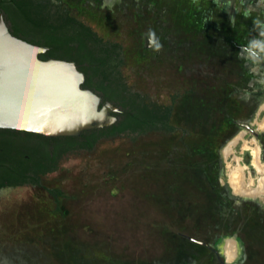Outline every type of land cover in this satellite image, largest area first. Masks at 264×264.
I'll return each instance as SVG.
<instances>
[{
  "label": "rangeland",
  "instance_id": "1",
  "mask_svg": "<svg viewBox=\"0 0 264 264\" xmlns=\"http://www.w3.org/2000/svg\"><path fill=\"white\" fill-rule=\"evenodd\" d=\"M71 9L104 41L123 45L122 71L130 86L163 103L178 94L173 122L192 129L185 140L193 147L189 151L181 131L157 129L70 149L44 184L0 193L1 251L17 264H216L186 235L239 231L247 253L241 264H264L258 202L233 192L227 174L232 156L223 153L242 130L264 147L258 125L264 80H246L232 40L212 38L197 21L160 23L134 11L106 16L88 3ZM172 13L180 16L177 8ZM145 30L157 35L156 48L144 47ZM234 119L252 122L255 131ZM219 126L221 136L208 147L206 136ZM235 148L256 177L249 149L242 140ZM51 188L61 190L58 198ZM31 199L37 206L21 211ZM235 242L239 255L244 251Z\"/></svg>",
  "mask_w": 264,
  "mask_h": 264
},
{
  "label": "flooded vegetation",
  "instance_id": "2",
  "mask_svg": "<svg viewBox=\"0 0 264 264\" xmlns=\"http://www.w3.org/2000/svg\"><path fill=\"white\" fill-rule=\"evenodd\" d=\"M85 3L100 15L115 16L120 12L134 11L138 14H152L154 16L150 19L160 23L177 19L184 21L183 24L197 21L207 25L212 38L216 36L226 41L232 40L235 49L243 56L246 80L255 78L258 83L264 80V53H260L258 60H253L243 51L253 39L264 40L261 35L264 32V0H0V15L5 18L11 31H17L28 38L43 40L68 34L72 27H87L93 36L107 39L85 17L71 9V6L81 9ZM25 8L29 9L31 17L27 16ZM173 8H177L180 15L178 18L173 15ZM58 22L63 26L56 30L55 24ZM143 36L145 48L153 49L158 46L159 39L151 30H145ZM110 42L121 45L119 42ZM234 122L244 125V122L250 121L234 119ZM56 136L60 135L50 136L24 129L0 127V193L24 184H44V177L56 169L61 157L69 151L65 145H55ZM261 139L264 140L262 137ZM261 147L262 153L264 147ZM251 199L258 202V211L264 220V199ZM30 201L21 203V211L23 208L31 210L37 206L32 199ZM228 234L225 231H215L208 237L186 236L203 246L211 254L214 263L241 264L247 258L244 244L239 249L244 252L234 260L230 261L225 255V236ZM232 234H237L243 241L239 231ZM0 264L17 263L12 262L0 249Z\"/></svg>",
  "mask_w": 264,
  "mask_h": 264
},
{
  "label": "water",
  "instance_id": "3",
  "mask_svg": "<svg viewBox=\"0 0 264 264\" xmlns=\"http://www.w3.org/2000/svg\"><path fill=\"white\" fill-rule=\"evenodd\" d=\"M48 47L13 33L0 15V127L55 136L114 123L122 108L82 86L86 74L75 60L41 58Z\"/></svg>",
  "mask_w": 264,
  "mask_h": 264
},
{
  "label": "trees",
  "instance_id": "4",
  "mask_svg": "<svg viewBox=\"0 0 264 264\" xmlns=\"http://www.w3.org/2000/svg\"><path fill=\"white\" fill-rule=\"evenodd\" d=\"M28 17L29 9L25 8ZM62 23H56L55 29L62 28ZM13 33L31 42L48 45L46 51L39 53L43 59L49 57L75 60L78 67L86 74L83 87H91L102 96V103L110 100L122 108L116 112L118 119L107 126L84 130L80 135H60L55 137V145H65L67 149L88 148L95 146L101 138H114L122 135L147 134L157 129L179 130L186 147L192 150L193 144L185 137L192 129L173 122L178 94L170 103L159 102L149 97L146 92L134 89L122 71L125 62L123 47L119 44L104 41L101 37L93 36L87 27L71 28L68 34L54 36L43 40L28 38L17 31ZM219 126L215 133L206 136L208 147L213 145L221 136ZM57 167V165L55 166ZM55 195L61 190L53 189Z\"/></svg>",
  "mask_w": 264,
  "mask_h": 264
},
{
  "label": "bare ground",
  "instance_id": "5",
  "mask_svg": "<svg viewBox=\"0 0 264 264\" xmlns=\"http://www.w3.org/2000/svg\"><path fill=\"white\" fill-rule=\"evenodd\" d=\"M259 127L264 128V118L258 122ZM246 131L242 130L232 137L223 148L224 156L228 160V181L233 187L234 193L250 198L264 199V161L261 158L262 147L256 138L248 140L245 136ZM242 140L243 148L249 149L252 158L250 164L255 168L258 175L253 176L248 172L249 164L242 161V156L236 152V145ZM242 151V150H241ZM245 152V151H244ZM242 153V152H241ZM227 244L225 246V255L232 261L238 255V246L243 248L240 237L236 234L226 235Z\"/></svg>",
  "mask_w": 264,
  "mask_h": 264
},
{
  "label": "clouds",
  "instance_id": "6",
  "mask_svg": "<svg viewBox=\"0 0 264 264\" xmlns=\"http://www.w3.org/2000/svg\"><path fill=\"white\" fill-rule=\"evenodd\" d=\"M261 35L264 36V32H261ZM243 51L247 52L250 59L258 60L260 58V53H264V40L253 39L250 41L249 46Z\"/></svg>",
  "mask_w": 264,
  "mask_h": 264
}]
</instances>
